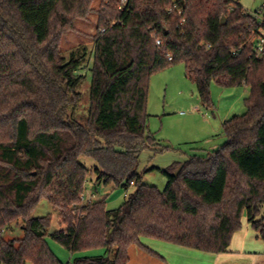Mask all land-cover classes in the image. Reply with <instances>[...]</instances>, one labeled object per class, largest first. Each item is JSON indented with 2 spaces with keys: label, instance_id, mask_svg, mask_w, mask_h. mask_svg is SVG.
<instances>
[{
  "label": "trees",
  "instance_id": "1",
  "mask_svg": "<svg viewBox=\"0 0 264 264\" xmlns=\"http://www.w3.org/2000/svg\"><path fill=\"white\" fill-rule=\"evenodd\" d=\"M94 1L0 0V264H63L48 234L72 255L105 250L74 264H128L133 244L153 253L143 237L223 253L244 215L264 241V25L232 0H99L93 50L64 54L62 36ZM178 63L207 106L212 81L249 94L245 112L222 123L225 143L162 169L159 190L138 173L141 151L158 144L146 127L149 80ZM82 156L98 181L134 187L122 205L81 203ZM42 198L59 209L61 230L48 232L50 214L32 215ZM18 220L23 236L6 239Z\"/></svg>",
  "mask_w": 264,
  "mask_h": 264
},
{
  "label": "rangeland",
  "instance_id": "2",
  "mask_svg": "<svg viewBox=\"0 0 264 264\" xmlns=\"http://www.w3.org/2000/svg\"><path fill=\"white\" fill-rule=\"evenodd\" d=\"M232 1L239 3L249 14L260 10L259 18L264 15V0ZM99 3V0H95L93 3L95 11L86 19L74 20V28L62 36L60 49L64 54L75 47H85L89 52L93 50V35L98 19L96 11ZM90 65L91 59L86 60L81 72L86 73ZM89 83L90 76L88 74L87 79L80 87L83 101L87 99ZM248 94L249 87L246 85L221 87L212 81L210 104L207 106L201 102L195 84L186 78L183 64L178 63L154 72L149 80L146 127L154 135L158 144L141 151L139 155L138 173L142 182L163 190L166 185V177L161 172L162 169L175 162L186 161L190 156H206L220 148L226 140L222 131L223 121L245 112L244 99ZM160 148L162 151H156ZM79 161L89 170L80 199L81 203L89 204V202L104 200L105 209L113 210L122 205L125 192L133 191V186L126 191L111 182L105 184L103 181H98L94 173L96 163L91 157L82 156ZM47 214L51 215L49 233L61 230L66 226L62 223L59 209L54 208L42 198L34 207L32 215L42 217ZM247 225L250 232L245 236ZM23 233L22 222L18 220L9 225L8 229L4 231V236L6 239L21 238ZM232 238V241H237L238 244L240 241L246 243L245 247L249 253L242 256L237 251L238 249L229 247L228 254L233 255L229 259L236 261L237 264H264V241L257 238L256 232L248 224L245 215L241 219V227L233 233ZM147 240L148 238L143 237L140 242L147 244L149 243ZM46 242L63 264H74L75 257L98 256L105 251L98 247L72 255L49 234L46 236ZM131 247L135 249L133 250L135 253H143L148 259L156 258L153 253L138 244H133Z\"/></svg>",
  "mask_w": 264,
  "mask_h": 264
},
{
  "label": "crops",
  "instance_id": "3",
  "mask_svg": "<svg viewBox=\"0 0 264 264\" xmlns=\"http://www.w3.org/2000/svg\"><path fill=\"white\" fill-rule=\"evenodd\" d=\"M246 228L247 229L245 230V236H247L250 232L248 225L246 226ZM232 240L233 238L230 241L229 247L238 249L237 251H239L242 256H245V254L248 252V249L245 247L246 243L240 241V243L238 244L237 241L235 242ZM147 241L149 243L142 245L146 246V248L154 253V255L156 256V258H154L155 260L148 259L147 256L143 253H135V251H133L135 249H132V247L130 246L128 248V264L132 262L134 264H237L236 261L229 259L233 256L231 254H228V252H230L228 251L229 248L226 252L214 254L177 246L167 242L163 243L164 241L156 240L153 238H148ZM232 242L235 243L233 244Z\"/></svg>",
  "mask_w": 264,
  "mask_h": 264
},
{
  "label": "built area",
  "instance_id": "4",
  "mask_svg": "<svg viewBox=\"0 0 264 264\" xmlns=\"http://www.w3.org/2000/svg\"><path fill=\"white\" fill-rule=\"evenodd\" d=\"M128 0H119V5H124L126 2H127ZM169 11H171L172 10V8L170 7L169 9H168ZM259 14H260V10H257L254 14H253V16L256 18V19H258V21L260 22V23H262L263 25H264V15L262 16V17H260L259 18ZM103 31V30H102ZM263 33H264V31H263ZM155 44L156 45H160L161 44V42H160V40L159 39H156L155 40ZM264 53V36L263 35H258V37H257V46H256V55L257 56H260V55H262ZM168 60H171V57L170 56H168ZM132 184V183H131ZM127 191V190H126ZM127 195V193L125 192V196ZM83 198V197H82Z\"/></svg>",
  "mask_w": 264,
  "mask_h": 264
},
{
  "label": "water",
  "instance_id": "5",
  "mask_svg": "<svg viewBox=\"0 0 264 264\" xmlns=\"http://www.w3.org/2000/svg\"><path fill=\"white\" fill-rule=\"evenodd\" d=\"M225 22V20H224V18H222V23H224Z\"/></svg>",
  "mask_w": 264,
  "mask_h": 264
}]
</instances>
